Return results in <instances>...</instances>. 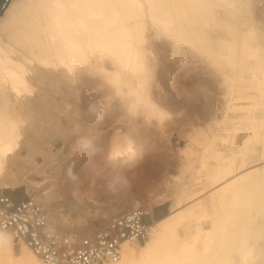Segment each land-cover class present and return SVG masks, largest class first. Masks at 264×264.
Masks as SVG:
<instances>
[{
  "label": "bare ground",
  "instance_id": "1",
  "mask_svg": "<svg viewBox=\"0 0 264 264\" xmlns=\"http://www.w3.org/2000/svg\"><path fill=\"white\" fill-rule=\"evenodd\" d=\"M258 1L261 8L254 0H7L0 11V197L31 200L27 232L63 236L52 222L51 190L42 193L49 217L35 194L13 188L19 184L8 163L37 130V99L52 90L74 100L90 87L100 95L92 146L111 138L107 168L94 169L95 180L105 184L113 178L109 162L128 166L139 156L134 138L167 132L173 122L192 124L172 182L175 205L186 206L161 221L146 217L144 237L122 241L119 257L104 264H264V170L237 174L256 147L264 150V21L258 17L264 1ZM253 89L257 99L242 98ZM212 90L213 103L206 97ZM242 100L251 111H239ZM213 111V127L198 128ZM110 117L114 124L106 127ZM226 179L201 199L204 189ZM52 261L20 238L17 227L0 223V264Z\"/></svg>",
  "mask_w": 264,
  "mask_h": 264
},
{
  "label": "rangeland",
  "instance_id": "2",
  "mask_svg": "<svg viewBox=\"0 0 264 264\" xmlns=\"http://www.w3.org/2000/svg\"><path fill=\"white\" fill-rule=\"evenodd\" d=\"M253 3L259 7L262 5V2L258 0H254ZM258 17L264 21V9L258 11ZM221 31L216 28V32L222 35ZM160 50L168 54L171 51L167 47H160ZM184 77L185 75H181L180 79ZM81 90L79 95H75L74 100L64 101L62 94L48 90L50 93L48 97H40L35 101L37 104L35 103L34 106V120L37 130L29 132L30 134L22 143L24 147L18 151L19 157L8 163V170L15 173L17 184H19V187L13 188L35 194L45 205L48 215L47 199L42 193L51 190L52 200L49 202L55 208L52 222L63 231L83 230L85 227L88 230L96 229L103 226L111 216L130 210L134 206L145 209L151 223L161 221L182 210L186 205H175L173 200L175 189L172 182L185 161L182 151L187 144V136L192 124L179 125L173 122L172 129L170 128L167 132L156 131L150 134L151 136L147 135L139 140L133 137L139 149L137 150L139 156L133 164L128 166L124 164V161L113 166L109 162L112 168L107 172L113 178L109 184L106 183L108 186L104 190L106 184L95 180L97 173L94 169L98 167L99 174L103 172L105 166L107 168V165H104L106 164L104 156L106 149L110 146L108 144L111 138L110 136L103 138L98 144L99 148L98 146L93 148L91 127L95 123L93 117L97 113V97L100 95L90 87H84ZM256 90L253 89L248 94H244L242 98L257 99L259 93ZM215 93L212 90L206 96L212 103ZM63 94L67 95L66 89ZM193 102L197 107L198 100ZM252 108L249 101L242 100L239 111L249 112ZM215 112H208L209 116L207 115L205 122L200 123V126L195 125L198 128L210 125L212 128ZM112 119L114 117L105 118L106 127L114 124ZM140 125L138 121L136 127ZM121 129L126 133L124 128ZM161 147L170 150H161ZM129 153L131 151L125 155L124 160L128 159ZM69 168L71 173L67 172ZM255 170H264V150L260 146L255 148L247 164L237 174ZM184 175V183L190 185V174L184 173ZM228 180L230 179L204 189L200 195L201 199L204 197L206 199L210 191L215 192ZM15 246L18 247V243Z\"/></svg>",
  "mask_w": 264,
  "mask_h": 264
},
{
  "label": "built area",
  "instance_id": "3",
  "mask_svg": "<svg viewBox=\"0 0 264 264\" xmlns=\"http://www.w3.org/2000/svg\"><path fill=\"white\" fill-rule=\"evenodd\" d=\"M17 196L0 197L3 208L0 211L2 226L17 227L22 238L36 253L49 256L51 264H104L108 260L119 257L120 244L124 240H141L146 233V210H129L127 214L111 217L107 224L91 234V236L71 235L61 231L63 236L53 232H27L29 223L28 206L31 200L25 202L16 200ZM16 200V201H15ZM38 207H31L32 221L38 223L36 214ZM143 209V208H142ZM29 216V217H28ZM26 223V224H25ZM24 227V230L22 229ZM68 236H73L67 240ZM77 235V236H76Z\"/></svg>",
  "mask_w": 264,
  "mask_h": 264
},
{
  "label": "water",
  "instance_id": "4",
  "mask_svg": "<svg viewBox=\"0 0 264 264\" xmlns=\"http://www.w3.org/2000/svg\"><path fill=\"white\" fill-rule=\"evenodd\" d=\"M6 2H7V0H0V11L4 7V5H5Z\"/></svg>",
  "mask_w": 264,
  "mask_h": 264
}]
</instances>
